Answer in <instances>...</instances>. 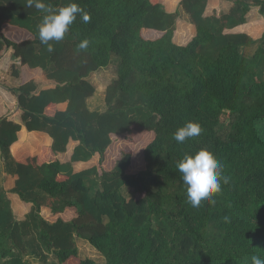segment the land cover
<instances>
[{
    "label": "trees",
    "instance_id": "1",
    "mask_svg": "<svg viewBox=\"0 0 264 264\" xmlns=\"http://www.w3.org/2000/svg\"><path fill=\"white\" fill-rule=\"evenodd\" d=\"M166 1L44 0L54 8L76 3L90 15L84 23L78 14L49 52L37 38L43 14L25 0H0V75L18 82L19 111V122L0 118L9 176L0 185V264H28V255L42 264L264 259V32L253 33L264 24V0H180L190 21L182 33L193 32L183 45L173 41L179 14ZM222 1L231 3L225 14L218 13ZM252 8L263 18L257 23L247 17ZM250 46L254 53L244 55ZM113 58L104 109L90 110L96 89L88 78ZM38 76L55 86L38 89ZM188 121L201 134L177 143L173 133ZM22 128L47 135L51 145L40 136L24 140ZM133 134L151 137L139 158L124 147L106 169L114 138ZM71 142L68 160H60ZM201 149L221 162L229 182L221 181L214 204L194 208L176 164ZM9 194L31 205L22 219ZM77 238L104 262L81 259Z\"/></svg>",
    "mask_w": 264,
    "mask_h": 264
},
{
    "label": "clouds",
    "instance_id": "2",
    "mask_svg": "<svg viewBox=\"0 0 264 264\" xmlns=\"http://www.w3.org/2000/svg\"><path fill=\"white\" fill-rule=\"evenodd\" d=\"M25 7H34L43 14L41 22L37 25V38L42 45L47 46L49 52L54 51L50 41L63 40L78 14L84 23L90 21V15L76 3L54 8L44 0H25ZM88 45L89 41L85 39L78 44V48L86 50ZM201 131L198 123L188 121L176 129L173 139L177 143H183L198 137ZM176 168L186 186L187 202L194 208L202 206V202L214 204L213 197L221 191V181L224 184L229 182V177L223 175V165L207 149H201L192 155L186 154L177 162ZM251 261L252 264H264V259L258 256H252Z\"/></svg>",
    "mask_w": 264,
    "mask_h": 264
},
{
    "label": "rangeland",
    "instance_id": "3",
    "mask_svg": "<svg viewBox=\"0 0 264 264\" xmlns=\"http://www.w3.org/2000/svg\"><path fill=\"white\" fill-rule=\"evenodd\" d=\"M179 2L180 0H168L165 2V6L169 12H178V18L176 20V26H175V31H174V36H173V41L177 45H183L186 44L187 42L190 41V39L193 37V32L190 30L185 33H182L183 30H181V26L189 24V16L184 13L181 8L179 7ZM229 3L227 1H222L219 3V8H218V13L220 14H225L227 11V6ZM225 12V13H224ZM258 19H263L259 13L258 9H252L248 15V20H252V22L257 23ZM264 22V21H263ZM254 27V26H253ZM264 32V24L263 25H258L256 24V30L255 34L257 35V38H259L262 33ZM254 33V32H253ZM256 49V46H250V47H243L241 49L242 53L246 56H251ZM117 59H112L110 65L106 68H102L96 73H93L90 75L88 78V81L94 85L96 91L93 96V99L91 100V106L92 108L95 109H100L103 110L105 103H104V92L106 89V86L111 82L116 77V68H117ZM0 84L5 85L7 87H11L14 85V81L10 78H0ZM13 102L15 103V97L12 98ZM4 99H0V106L2 105V102ZM90 102V101H89ZM13 108L15 105H12ZM8 107H4V113L1 114L0 116L7 115ZM15 120H18L19 117L16 116L14 118ZM19 121V120H18ZM36 136H27L23 138L24 140L28 141L31 138H34ZM151 140V137H148L146 140H143L139 134H133L128 137H116L114 138V146L109 152V155L107 157V162L106 169H109L113 163V161L116 160L117 153L124 148V147H132L133 148V155L135 156H140V153H142L143 148L149 143ZM71 147V146H70ZM4 160L1 158L0 155V185L6 184L5 179V171H4ZM139 169L134 166V173L138 172ZM147 182L150 187H153L150 178L147 179ZM154 188V187H153ZM123 194L126 198H130L133 195V191L131 189H124ZM9 198L12 203V208L13 212L18 219H22L26 213H28L31 209V205L22 203L16 195L9 194ZM43 216L47 214V211L42 212ZM49 215V214H48ZM76 244L78 248V256L81 259H91L97 263H103L104 259L102 255L97 252L93 247H91L86 241L83 239H76ZM25 260L27 261L28 264H42L40 260L34 256L28 255L25 257ZM52 259L50 260V262Z\"/></svg>",
    "mask_w": 264,
    "mask_h": 264
},
{
    "label": "crops",
    "instance_id": "4",
    "mask_svg": "<svg viewBox=\"0 0 264 264\" xmlns=\"http://www.w3.org/2000/svg\"><path fill=\"white\" fill-rule=\"evenodd\" d=\"M224 2V1H223ZM229 3V2H227ZM231 6V3L228 4L227 6V11L226 13L228 12L229 8ZM218 8H219V3H218ZM253 9V8H252ZM255 9V8H254ZM257 9V8H256ZM225 13V12H224ZM249 15V14H248ZM248 17V16H247ZM259 20V19H258ZM249 22L251 23L252 20H249ZM256 30V28L254 27L253 28V32ZM255 36H257L255 34ZM0 78H8V79H12L14 81V85L11 86V87H7L5 85H1L0 84V99H4V101L2 102V105L0 106V113L3 114L4 113V107H8V111H7V115H4V116H0L1 117H9L10 119L14 120L15 122H19L18 120H15L14 118L16 116L19 117V111H18V106H17V99H16V96L14 95V89L17 88L18 86V82L11 76L7 75V74H1L0 75ZM36 84L38 86V89H49V88H52L55 86L54 82L52 81H48L45 77L43 76H38L36 78ZM15 97V103L13 102L12 98ZM93 99V97L89 98L88 101H87V105L89 107L90 110H93V111H102L100 109H95V108H92L91 106V100ZM90 101V102H89ZM15 105V107L13 108L12 105ZM58 109L60 110H64L65 109V104H61L59 105ZM40 136L41 138V141L47 145V146H50L51 145V142L52 140L45 134H42V133H36V132H32V133H29L27 132L24 128H22V130L20 131L19 135L20 137L22 138H25L27 136ZM36 138V137H34ZM76 145V143L74 142H71L69 144V147H68V152L62 156L63 158L60 157V160L62 161H67L68 160V157L72 151V148ZM71 146V147H70ZM28 147L30 148L31 151H33V146L30 144V142L28 143ZM6 177H9L7 175H4Z\"/></svg>",
    "mask_w": 264,
    "mask_h": 264
}]
</instances>
